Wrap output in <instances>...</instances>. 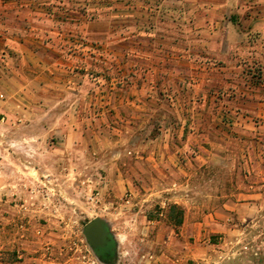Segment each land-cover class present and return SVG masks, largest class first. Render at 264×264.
Returning a JSON list of instances; mask_svg holds the SVG:
<instances>
[{
	"label": "rangeland",
	"instance_id": "1",
	"mask_svg": "<svg viewBox=\"0 0 264 264\" xmlns=\"http://www.w3.org/2000/svg\"><path fill=\"white\" fill-rule=\"evenodd\" d=\"M240 7L0 0V264H194L183 223L223 200L261 204L264 241V33ZM96 217L110 257L82 234Z\"/></svg>",
	"mask_w": 264,
	"mask_h": 264
},
{
	"label": "crops",
	"instance_id": "2",
	"mask_svg": "<svg viewBox=\"0 0 264 264\" xmlns=\"http://www.w3.org/2000/svg\"><path fill=\"white\" fill-rule=\"evenodd\" d=\"M240 12L242 20L246 23L247 31L264 33V0H241ZM46 98V100H45ZM44 102L38 103L40 107H46L48 113L55 108V96L48 93L42 96ZM47 144V143H46ZM49 147V143L47 144ZM225 197L224 190L220 192ZM188 205V204H187ZM261 204L255 201L232 203L229 200L213 202L205 209L209 213L197 218L194 222L184 221V236L195 237V243L189 252L183 253V259H191L194 264H248V259L241 250L244 244L245 231L241 229L244 209L251 213L250 237L253 236V253L257 249L264 248L261 240L262 231H257L260 220L257 219V211ZM189 208V207H188ZM235 210L237 222H230L227 211ZM252 263L255 261L251 259Z\"/></svg>",
	"mask_w": 264,
	"mask_h": 264
},
{
	"label": "water",
	"instance_id": "3",
	"mask_svg": "<svg viewBox=\"0 0 264 264\" xmlns=\"http://www.w3.org/2000/svg\"><path fill=\"white\" fill-rule=\"evenodd\" d=\"M82 234L89 247L101 257L113 255V240L107 224L101 218L89 220L82 228Z\"/></svg>",
	"mask_w": 264,
	"mask_h": 264
},
{
	"label": "trees",
	"instance_id": "4",
	"mask_svg": "<svg viewBox=\"0 0 264 264\" xmlns=\"http://www.w3.org/2000/svg\"><path fill=\"white\" fill-rule=\"evenodd\" d=\"M175 208H176V207H175L174 205L171 206V210H172V209H175ZM182 213H183L182 210H179V211H178V214H179L180 216H179V218H178L177 221H176V222H177L176 225H180V224L182 223Z\"/></svg>",
	"mask_w": 264,
	"mask_h": 264
},
{
	"label": "flooded vegetation",
	"instance_id": "5",
	"mask_svg": "<svg viewBox=\"0 0 264 264\" xmlns=\"http://www.w3.org/2000/svg\"><path fill=\"white\" fill-rule=\"evenodd\" d=\"M91 250H92V249H91ZM92 251H93V250H92ZM93 253H94L95 255L99 256V254L95 253L94 251H93Z\"/></svg>",
	"mask_w": 264,
	"mask_h": 264
}]
</instances>
